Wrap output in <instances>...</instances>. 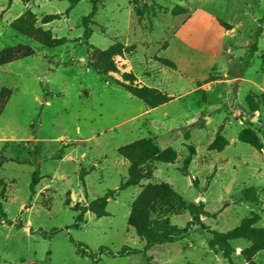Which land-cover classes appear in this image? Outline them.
Masks as SVG:
<instances>
[{
	"label": "rangeland",
	"instance_id": "1",
	"mask_svg": "<svg viewBox=\"0 0 264 264\" xmlns=\"http://www.w3.org/2000/svg\"><path fill=\"white\" fill-rule=\"evenodd\" d=\"M97 1L86 40L88 0L72 8L68 0H0V52L33 51L0 66V91L12 90L0 114V264H149L140 254L99 253L144 248L129 225L132 204L160 183L214 216L175 242L154 245L151 264H264V105L250 100L264 92V23L249 56L264 0ZM28 12L33 29L15 30ZM90 45L117 51L118 72H94L89 54L99 57ZM129 87L145 89L149 100ZM243 129L259 138L261 151L239 140ZM144 138L169 162L153 163L149 179L119 190L129 163L117 150ZM190 148L195 155L184 169ZM108 190L117 193L105 215L88 210ZM81 209L87 211L75 228ZM190 220L188 212L170 216L179 228ZM245 221L253 238L232 240L226 259L214 232ZM52 229L59 231L43 235ZM76 243L98 257L78 253Z\"/></svg>",
	"mask_w": 264,
	"mask_h": 264
},
{
	"label": "trees",
	"instance_id": "2",
	"mask_svg": "<svg viewBox=\"0 0 264 264\" xmlns=\"http://www.w3.org/2000/svg\"><path fill=\"white\" fill-rule=\"evenodd\" d=\"M70 7H74L80 0H68ZM92 4L91 12L84 18V39L88 40L91 35V25L93 19L96 16L99 9V2L97 0H88ZM35 17L32 13L28 12L26 15L21 17L16 23L12 24L13 28L17 31L27 32L34 27ZM226 29L230 30L231 25L220 21ZM264 23V17L261 19V26L258 28L257 33L254 37V42L249 47V56H252L258 51V40L262 35ZM90 48L97 52L98 59L94 62L93 55L89 54L88 66L93 69L97 74L108 77L110 72H118L116 63L113 61V57L119 55L117 51H106L103 52L100 49L91 46ZM33 55L31 49L22 50H9L0 52V66L5 64L21 60ZM160 62L170 68H175V64L167 59H160ZM248 64V63H247ZM128 76V75H125ZM129 92L134 96L149 100L146 95L145 89H139L137 87H129ZM12 96V90L9 88H3L0 91V114L4 111L7 103ZM256 99L258 102L264 105V92L253 93L251 95V101ZM239 140L247 143L255 148L257 151L263 149V145L259 138L250 130L243 129L239 134ZM225 142V141H224ZM211 149L222 150L223 146L219 143H213ZM117 153L123 157L128 163V175L127 179L122 181L119 190H124L129 187L137 186L141 181L149 179L153 173L151 165L157 161L169 162L168 159H163L161 156L164 153H160L157 144L151 139H139L130 144L118 148ZM195 155V150L190 148L189 155L184 161L183 168L186 169L192 157ZM88 175V171L85 168L80 169V182L81 185L86 188L85 177ZM39 177L38 172H35L32 177L31 190L38 184ZM117 192L115 190H108L104 197L97 198L91 204L88 210L97 214V216H104V204L105 202L114 197ZM78 211V209H76ZM87 210H79L78 215L75 219V228L80 226V223L84 219V214ZM182 212H188L191 220L188 222L186 227L179 228L173 225L170 221L171 215H178ZM5 216L4 214L2 215ZM214 216L209 213L203 204V202L188 203L184 198L178 194L170 185L167 183H160L157 185L149 184L145 187L142 192L135 198L131 215L129 218V225L135 230L138 238L145 242L143 249L133 248L130 246H124L117 253L111 252L107 248H102L99 255L103 254V250L109 256L128 257L134 254H140L142 257L151 264L152 255L148 254V251L154 245L172 243L180 238L185 237L189 234L190 230L195 225H201L203 227V219ZM4 220H0L2 222ZM252 223L243 222L240 226L236 227L232 231L227 233L214 232V238L223 251L224 257L230 259L231 254L234 252L231 246V241L236 238H253L250 233V226ZM59 230L52 229L50 232H42L45 237H51L56 234ZM77 252L81 253L90 258L98 257L92 253L87 247L81 243H76Z\"/></svg>",
	"mask_w": 264,
	"mask_h": 264
}]
</instances>
